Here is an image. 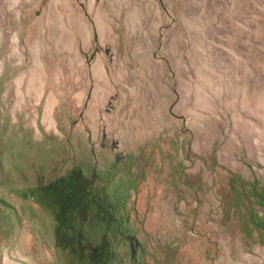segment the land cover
Instances as JSON below:
<instances>
[{"label":"rangeland","instance_id":"374dc122","mask_svg":"<svg viewBox=\"0 0 264 264\" xmlns=\"http://www.w3.org/2000/svg\"><path fill=\"white\" fill-rule=\"evenodd\" d=\"M0 264H264V0H0Z\"/></svg>","mask_w":264,"mask_h":264},{"label":"flooded vegetation","instance_id":"af4514ba","mask_svg":"<svg viewBox=\"0 0 264 264\" xmlns=\"http://www.w3.org/2000/svg\"><path fill=\"white\" fill-rule=\"evenodd\" d=\"M89 183V181H86L85 179H82V178H80L79 177V179H78V184H77V186H76V188L74 189L77 193H81V194H85L86 193V185ZM86 215H87V213H86V209H85V207L84 208H82V210H80V217H82V218H80V220L81 221H85L86 219H87V217H86ZM73 237L75 236L74 234L72 235ZM95 251H97V253H99L98 251H99V249L97 250V248H95L94 249Z\"/></svg>","mask_w":264,"mask_h":264}]
</instances>
